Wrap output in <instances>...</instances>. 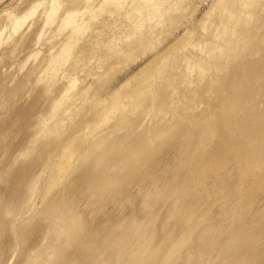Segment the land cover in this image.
<instances>
[{
    "label": "bare ground",
    "instance_id": "6f19581e",
    "mask_svg": "<svg viewBox=\"0 0 264 264\" xmlns=\"http://www.w3.org/2000/svg\"><path fill=\"white\" fill-rule=\"evenodd\" d=\"M24 1L21 0L20 3H24ZM80 1L81 0H34L31 5V2L27 3L30 7L27 9L25 8L26 11L22 13H18L20 10L16 11L17 13L11 12L12 10H7L6 13L4 12L3 17L5 19L7 16V24L0 30L1 38L2 36L4 38V35L7 34V32L4 34L5 29H7L6 31L9 30V37L14 35H18L19 37L24 33L29 36V33H26V31L28 32L34 25L28 20L32 18L33 20L34 18L38 20L36 14L40 9L41 17L44 19L40 24L42 23L41 25L44 24L42 27H46L44 32L49 25L53 26V24H57L53 26V29L55 27H57V29L55 28L53 31L51 28L53 32L50 31V34L52 33V35L47 31L48 34L46 35L50 36L48 41L46 38L47 36L44 35L46 36L44 39L46 38L47 43L51 45V42H53V44L56 42L54 41L56 37L59 42L58 47L55 48L53 45L50 46L47 44L50 46H47L48 48L52 47L51 49L53 50L57 48L55 51L49 49L51 52H48V49L46 50L43 48V50L47 51L46 54L49 53V55H46L49 56V58H44L46 60L45 62L44 59L43 61H39L40 65L44 63L42 66L44 70L41 72L42 67L38 65L41 69L39 68L37 70H40L41 73L37 70L38 73L34 72L37 67H34V65L39 62H33L32 64L34 65L31 67L34 70L32 68H28L27 70L32 69L31 72L33 71L36 75L28 77L27 70L25 72L27 75H20V72L18 74L25 78L36 77L39 82L48 80V85L46 82V84L44 83L47 86V88L45 87L46 91H50L51 88H54V85L56 86L57 82L54 85L51 83L59 74L63 76L60 77L61 81L62 79L64 80V83L62 81L63 84L60 89V94H55V96L58 95L57 97L54 96L55 98L52 96L51 98L53 99H51V102L49 101L50 99L48 100L51 103V105H48L49 107L51 106L50 110H47L48 113H44L46 110H43L41 111L43 114H39V112L38 116H36L37 119L36 117L34 118L35 122L31 124V131H29L32 132V134H29L27 131L30 130V127L28 128L27 126L28 129L26 130V125L21 124V128L25 126L22 129H25L28 135H30V137L27 136V142L25 141V145L28 146L27 151L17 154V152L13 150V146L17 144L14 145L11 140L8 142L13 129L17 128V124L20 123L0 125L2 126V128H0L1 186L7 182V179L9 180L6 176L7 174L12 176L13 171L9 174L10 170L14 167L16 168L17 164L18 167L21 165L18 162L20 161L22 163L25 158L22 157L31 153V149L33 146L36 148L35 145L38 144V141H40L39 144L41 143V140H39L40 137L41 139L42 136L43 139L45 136L48 138V135L50 137V134H53V131L56 130V126V128H58V126L61 127L62 124H65L63 121L72 116L74 112H72L73 109L76 108L78 110L77 107L81 104V99L84 100L83 97H87L85 98L87 103L88 101H96L98 108L101 107H99L100 102L102 106L105 104L108 105L96 111V117L93 115L95 119L86 120V118L84 122L81 120L82 123L80 126L77 125V127L75 125L77 128L72 131L73 133L70 132L71 136L69 135L70 137H68L67 140L65 139L66 141H64L63 144L54 143V145L59 144L57 147L54 146L56 150L53 148V144H50L52 145V149H48L49 151H47L45 148V153L47 154H42L40 152V158L47 155V158H45V156L44 158L47 161H51V163L49 162L50 165L48 164L49 166H46L50 169V175L48 178L46 177V183L42 182V176L44 175V170L47 172L48 170L45 166L40 167V163H38L39 166L37 163L35 164L33 159L36 160V158L30 156L32 160L26 159L25 161L27 163H25V161V164L22 163V165L24 164L25 166L29 161H33L32 163L38 166H29L30 169L31 167L39 169L38 171L34 169L37 171L36 173H29L31 176L26 172L27 175L30 176L29 178H26L28 176H26L24 170L27 169V171H29L30 169L24 167L25 169L22 171V167V169L18 171L17 167L19 173L22 171L21 176L26 178L25 180L22 178L24 181L21 178L20 180L26 183L22 185V182L19 180L23 189L20 188L21 186H17V190L20 188L17 192V190L15 191L13 188L12 191H15L14 193L16 196L11 192L13 197L15 196L14 198L9 197L12 198V200L7 201L9 199L7 196L11 195H6L4 196L7 197L5 198V200L7 199L6 203L3 202L4 200L2 201L5 205L0 202L1 206L4 205L0 208V264H51L53 260L57 262L56 258L60 260L66 248H73L72 246L77 244L76 239L79 238H84V241L89 242L90 245L95 248L92 253V258L95 261L101 262V264H264V113L259 111V109H262L264 106V100H258L259 97L262 98V95H264V56L262 55L264 49H262V52L260 51L261 47L264 46V0H216L209 14H207L202 24H200L201 34L196 35L197 32L194 34V31H186L183 37L180 38L181 41L178 40L179 42L176 41V44H172L170 47L164 49L159 47L161 50L155 52V55L153 50H149L151 47L148 48V50L146 49L147 51L153 52V58L149 60L140 71L128 77L119 86L110 89V92L107 91L109 93L105 95L98 94V88L97 91L94 90L95 88L92 90L93 85L86 86V83L83 81L86 87L78 88V84L82 83L79 75L83 72L78 75L76 69H78L77 67L80 65L78 62H82L83 60L80 61L77 59L78 61L75 64L73 60V63L71 62L72 65L70 64L71 57L75 58L74 54L72 56V53L77 50L78 43L83 42L86 38L82 37L87 34L86 30L92 28L95 30L94 28L97 29L101 24V27L104 28L107 24L113 27L112 31L109 29L111 32L109 30V32L107 31L110 35L104 33L106 37L104 35L103 39L105 38L106 40L101 38L104 41V48L108 54L105 56L102 54V56L99 57L96 51V55L99 57L97 69H101L102 67L103 70L101 69V72L97 70L98 73L90 72L92 70L88 72L87 70V73L85 71L86 75L85 73L82 74V76H89L88 78H91L90 75H93V78L96 77V80L97 77L102 80L103 77V79H105V76L108 75L111 70H113V72L110 73L111 75L117 71L118 66L116 68V65L108 61L110 57L112 58L115 56V59H117L119 56H122L118 59L123 58L128 53H132L133 46L135 47L136 44L141 48V46L145 45L148 41H152L153 43V38L156 34H158V36L155 38L158 37L162 39L163 36L167 37L169 32H165L168 35L163 34L161 37L162 33H158L157 31L164 28V23H166L164 22L165 18V21H171L169 17L172 16V13L178 10L180 11L183 5L180 4L181 0H130L131 3L128 5H125L127 2L126 0H86L89 6H87L86 3V6H84V0H82L81 5L83 4L84 7L81 6L80 9V6L79 8L76 7ZM94 2L98 3L92 5ZM17 8L16 10H18ZM13 10H15V7ZM87 14L92 16H90L89 21L90 24H92V28L88 27L89 23L86 22L88 21ZM100 15L103 16L101 19L104 18L105 15V18L102 19L104 21L102 22H105L106 25L105 23L104 25L100 23L98 27H93L97 23L95 20L98 19L97 21H99L98 17H100ZM91 18H94L93 21H95V24L91 21ZM101 19L99 22H101ZM37 20L32 22L34 24L37 23L35 24L36 27L34 26L35 28L40 25L38 24L39 21L36 22ZM115 20L122 21V23L120 22L119 28H117L116 22V26H113L115 25L113 24ZM4 21L3 23H5ZM40 21H42V19ZM118 21L117 23L119 24ZM28 22L32 26H30ZM174 22L176 24L175 20ZM25 24H28L30 27ZM121 25L124 26L123 30L122 28L120 29V27H123ZM24 26L28 29L24 30ZM170 27L173 28V25ZM49 28L50 27H48V29ZM106 28L108 29L107 26ZM106 28L104 30H106ZM172 28L167 29L170 30ZM32 29H30V31H32ZM39 29L40 28H38V30L36 29V31L39 32ZM23 30L25 32L21 33ZM200 30L198 29V31ZM33 31L35 32V29ZM67 31L68 33H65ZM44 32L42 31V34ZM95 32H97V30H95ZM95 32L93 37H95ZM102 32L103 30L101 33ZM63 33H65L66 36H64ZM91 33L93 34V32L89 33L90 37L92 36ZM25 34V40L22 39V36L20 37L23 42L18 39L21 44L26 42ZM42 34L40 33V35ZM96 34L101 36L100 32ZM159 34H161L160 37ZM35 35L36 32L34 33V36ZM60 35L64 38L60 37ZM31 36H29V40ZM86 36L87 40L89 38L88 34ZM9 37H7L6 40H9ZM96 37L94 40H96ZM41 38H43V36H40V40ZM82 38L83 40L81 41ZM98 38L97 40H99ZM130 38H133V41ZM34 40L31 39V41ZM128 40L129 43L130 41L131 43L129 47L126 48L128 42L125 45L123 43ZM31 41L30 43H32ZM88 41H90V38ZM41 42L39 44L38 39L35 46L40 45L41 47ZM91 42L88 44H91ZM101 42L99 40L97 43L99 47L98 51H100V47L103 46ZM3 43L4 42H2V45ZM100 43L102 45L99 46ZM159 43L160 41L158 44ZM43 44L45 45L46 42L44 41L42 45ZM155 44H157V42ZM2 45L0 47H2ZM16 45L14 44V47ZM25 45L24 49L27 48V45L26 47ZM33 45L31 44V46ZM55 45L57 46V44ZM79 45L81 46V44ZM79 45L78 47L80 48ZM29 46L30 45H28V47ZM22 47L18 45L20 52L15 50L16 47L15 49L10 47V50L8 49L9 52L7 50L8 53H5V55L10 53V56V51H12L13 54V50H15L14 55L16 52L19 54L21 53ZM95 47L97 48L96 44L92 47L94 51ZM34 49L37 48L35 47ZM40 49L42 51V48ZM5 50L4 52H6ZM85 50L88 51L87 48L83 49V51ZM41 51H38L39 54ZM38 52H31L32 54L30 57L34 56L33 59H35V57L39 55ZM140 52L142 53V51ZM90 53L91 52H89V54ZM147 55L151 56L152 53L150 55L148 52ZM79 56L82 57V55ZM11 57L13 58V55ZM140 57L138 58L139 60ZM240 57L242 59L250 57L251 61L249 62V59H247L248 62H244V59L243 61L237 62ZM253 57L256 59L252 60ZM24 58H26V56ZM29 58H27V60H29ZM67 60H69V63ZM112 60H114V58ZM95 61L96 59L94 62ZM106 61H108L107 67L104 66L107 65ZM66 62L67 65L71 66H67ZM233 62H236L235 68H232L233 70L231 69V72L229 71V73H227L225 70H227ZM113 63L117 64V61H113ZM90 64L91 63H89L88 66H90ZM65 66H67L66 69L69 68L64 72L63 67ZM88 66L84 69H88ZM121 67L124 68L122 65ZM113 68H115L116 71H114ZM59 71H63L64 75H62L63 72L59 73ZM33 73L29 74L33 75ZM37 74H39L38 77ZM117 75H115V77ZM17 77L18 76L15 75V79ZM113 77L114 75H112V77L110 76L111 79ZM28 78L26 79L27 84L31 82ZM107 78L105 81H107ZM21 79L19 83L23 84H20V86L16 83L19 81L18 79L15 82L17 89L27 86L26 81L21 82ZM12 80L14 81V79ZM203 80H206V83L203 84ZM200 82L205 86H201V88L203 87V92L201 89L198 93L196 91L197 88L194 90V85L197 83L199 85ZM99 83H101V81ZM103 83L105 82L103 81ZM106 85L104 84L105 88L107 87ZM104 86L102 87L104 88ZM58 87L60 88L59 85L57 88ZM195 87H199L200 89V86L195 85ZM57 88H55L56 91L53 92L57 93ZM101 90V93H105L102 88ZM91 92L96 94H91ZM89 93L91 95L87 96ZM205 99H207V101H203ZM3 101H1L0 106H6L7 108L8 105H5L7 103L4 102L5 104H3ZM210 105H213V109L210 108ZM82 106H84V103L83 105L81 104L80 109H83ZM6 108H4L5 110L2 108L1 111L3 110L5 113ZM138 108L142 110H138ZM39 109L41 110V108ZM8 110L12 109L10 108L7 109V111ZM136 110H138V112ZM165 110L168 111L164 112ZM1 111L0 113L2 114L3 112ZM133 111L137 113L141 112L139 116L137 114V117L135 115L136 113H133ZM262 111L264 112V110ZM90 112L89 114H92ZM163 112L166 113L165 116ZM188 112H191L192 115L186 116L185 114ZM7 113L9 112H6V114ZM109 114L113 116L110 118ZM132 114L134 115V120H129V122H127L126 116ZM56 117H60V119L57 118L59 119L57 120L55 119ZM70 119L72 120V117ZM15 121L17 122V120ZM170 121H175L177 126L185 122L187 130L183 131L186 132V134L180 132L181 135L179 134L180 136L177 137L175 143L171 141L173 144H170L174 145L175 149H172L170 147L171 145L169 144V146L167 143L162 153H167L166 155L168 157L166 158L171 164L172 170L176 168L179 163L186 167L184 182L187 180L186 184L190 185L192 189L198 179L203 181L200 188H204L205 190L199 195L201 205L190 211L175 210L176 213L171 214V210L175 207V201L180 199L183 201L185 200V197H182V195L179 194L176 197L175 194L171 193L166 199L165 205L160 208L158 212L151 211L150 204L147 202L148 194L141 192L138 195H130L131 199L129 201H131V203L123 210L122 215L116 216V213L115 216L113 214L108 215V212L103 211L98 213L97 218L91 219L90 216H87L85 210L90 206V202L76 203L74 199L85 197L88 193L92 196L94 195L98 200L106 197L107 186L110 184L106 180L108 171L119 170L114 164L109 167L112 161H116V157H119L117 160L121 163L132 165L131 170L134 171V173L144 171V168L149 165L151 160H158L162 155L159 152L160 156L158 155L157 157V151H161L162 148L158 150L156 149L157 147L155 148L152 145V150H150V154H148V149L150 148L146 149V147L149 143H145V148L142 147L148 151L147 154L145 153L146 156H149L144 158V160L130 162L136 160L139 153L142 154L141 152L143 151L141 149L138 150L141 144L138 148L136 147L137 149L135 148L136 150L133 148L136 146L134 144H136L137 140H139L137 143L141 142L142 144L143 142L155 143L164 136V132L167 129H162V125H166ZM134 123L139 124V127H137L140 128V130L142 128V132L140 131L141 133L136 136L137 140L132 142L133 139L131 136H133V134L130 136V133L133 126L136 129V124L134 125ZM102 124H105L104 126L106 128V124H110V126L105 130L102 129L100 132H97L96 130H98ZM63 129L62 127V129H57V131ZM135 129L134 133H138L137 130L139 129ZM196 129L198 132H194ZM60 133L61 132H59V134ZM96 133L99 136H97ZM27 137H23V142L25 140L24 138ZM127 138H131L132 143L128 144L129 141L125 142ZM228 138H231V143H229L230 140L227 141ZM22 140L21 142L19 141L20 144ZM51 141H47L48 144L51 143ZM124 142L126 144H124ZM19 143L18 145H20ZM48 144H46L47 147ZM44 146H42L43 148H41V150L44 149ZM156 146H158V148L160 147L157 144ZM224 147L228 149L229 155L240 158L242 162L240 164L224 163L220 154ZM107 148H110L109 150L114 154L113 158L109 160L111 161L109 162L110 164L107 163V165L106 162L104 164L101 161L96 162L93 167L82 170L76 177L74 176L75 178L72 176L71 182L66 183V180L74 171V162L80 159L86 161L91 155L89 154L91 151L93 152L92 155H95L93 157L99 159L103 152H107ZM11 150L14 154H11ZM38 150H40L39 147ZM61 150L65 155L64 158L59 161V153ZM89 150L90 152L88 153L87 151ZM44 158H41L42 161H40L37 157V160L39 159L38 161L43 163V161H45ZM21 159L23 160L21 161ZM98 159L96 161H98ZM11 160L13 161L11 162ZM47 161H45L44 164H47ZM205 162H208L207 166L209 171L201 173L199 172L198 166H202ZM44 164H42V166ZM17 171L14 170L15 173ZM29 172H32V170ZM18 175L17 173L15 177L14 174L13 177L15 178L8 181L10 182V186L11 181L15 180ZM40 179H42V183H45V186L42 185V187H45L44 190L46 191L43 198L45 196L50 197L48 202L46 201V205H42L43 200L39 199V197L35 198L41 185V182L39 185ZM43 181H45V179ZM208 182H211L212 186L208 187ZM15 183L17 184L16 181ZM15 183H13V187L16 185ZM7 185L8 184H6V186ZM42 189H40V193L43 191ZM1 191L2 190H0V194L2 193ZM4 193L6 192L4 191ZM1 195L3 196V194ZM2 196H0V198ZM2 199L3 198H1L0 201ZM37 199H39V201ZM36 200L38 203H36ZM94 201V206L100 205L98 201ZM39 204L42 206L41 208L37 207V205L40 207ZM98 208L99 207H97V209ZM112 211H114V209L110 210V212ZM77 213H80L79 218H76ZM28 220H31V222ZM82 225L83 228L80 229ZM231 226L236 227L230 228ZM74 230L79 231L78 233L76 232L77 236ZM83 232H86L89 236L85 237ZM19 247L22 249H19ZM64 260L65 259H62L60 261Z\"/></svg>",
    "mask_w": 264,
    "mask_h": 264
},
{
    "label": "rangeland",
    "instance_id": "374dc122",
    "mask_svg": "<svg viewBox=\"0 0 264 264\" xmlns=\"http://www.w3.org/2000/svg\"><path fill=\"white\" fill-rule=\"evenodd\" d=\"M20 1L21 0H0V18H1V22H0V30H2L3 28H4V26H5V24H7L6 22V19H7V16L5 17V19H4V12L6 13V11L8 10V11H10V10H12L11 12H16V11H19L20 10V12H18V13H22V12H24V11H26L25 10V8L27 9V8H29L30 7V5L32 4V2H34V0H23L24 1V3H20ZM28 1H30V2H28ZM92 1V0H91ZM127 2L125 3V5H128V4H130L131 2H130V0H126ZM216 0H181V3L180 4H182L183 6H182V9H180V11L178 10V11H175V12H173L172 13V16L171 17H169V19H171V21L170 20H168V21H165L166 20V18H165V20H164V22H166V23H164V25L165 26H163L164 28H161V29H163V30H158L157 32L158 33H162V35L161 34H159V37H160V35H161V37L163 36V34H166V35H168L167 37H165V36H163L164 37V39H165V41H166V43H165V41H164V39H163V37H162V39L161 38H155L156 36H158V34H156V36L153 38V39H151V40H153L154 42V44L152 43V41L150 42V41H148L147 43H152V44H145V45H142L141 46V48H140V46H137V44H136V46L134 47L133 46V49H132V53H128L126 56L127 57H129L128 59H126L127 57L126 56H124L123 58H120V59H118L119 57H122V56H119L117 59H115V56H113L111 59L109 58L108 59V61L109 62H111L112 64H114V65H116L115 67L117 68V66H118V68H117V71H116V69L115 68H113L114 69V71H116V72H118V73H116V72H114V73H112V75H114V79L112 80L111 78H110V76L112 77V75L110 74L111 72H113V70H111V72H109V74H110V76H109V74L108 75H106L105 76V79H103L102 78V80L105 82V83H103V81L102 80H100V79H98V77H97V80H96V77H94L93 78V75H90V77L91 78H88V77H86L85 75H86V73H87V70H88V72L90 71V70H92V71H90V72H93V73H98V71H100L101 72V69H102V67H101V69H97V62H99L98 60V58L100 57V56H102V54H103V56H105L106 54H108V53H106V51H105V48H104V41L103 40H106L105 38L103 39V37H104V33H107V35H110V33H108L110 30L112 31V29H113V27H111L110 25L108 26V24L106 25V23H105V25L108 27V29L106 28V26H105V28H106V30H104L105 28L104 27H101L102 26V24L100 25V27H98L99 26V24L100 23H103L102 21H104V20H102V19H104L105 18V15H104V18H102L101 19V17H103L102 15H100V17H98L99 18V21H100V19H101V22H99V21H97V20H95L97 23L95 24V21H93V19L91 18V21L95 24V26H93V27H98L99 28V31H98V28L96 29V28H94L95 30H97V32L99 33L100 32V35L101 36H99L98 34H96L97 32H95V30H93V28H92V24H90V16H89V14H87L88 15V21H86V22H88L89 24H88V27H91L92 29H90V30H86V33L88 34V37L90 38V41H88V39L86 40V38H87V34L85 35V36H82V37H86L85 39H84V41L83 42H81L82 40H83V38L81 39V41H79V42H81V43H78V45L79 44H81V46H80V48L78 47V45H77V50H78V52H77V50L75 51L76 52V54H75V52L74 53H72V56H73V54H74V56H75V58L73 59L72 57H71V60H70V64H71V62L73 61L74 62V64L75 63H77V61L78 60H83L82 62H78V64H80L77 68L78 69H76L78 72H77V74L79 75V73H82V74H84L85 73V71H86V73H85V75L84 76H82V74H80L79 75V77L81 78V82L83 81L84 83H86L85 85L87 86V85H93L92 86V90L94 89V90H98V94H106V93H109L111 90L110 89H113V88H115V87H117V86H119L121 83H123L128 77H130L131 75H133V74H135V73H137L138 71H140V69H142V67L145 65V64H147L148 63V61L149 60H151L152 58H153V56L155 55V52H158L159 50H161V49H164V48H167V47H170V45H172V44H176L177 42H179V41H181V39L180 38H182L183 37V34H185L186 33V31H194V34L196 33V35H199V34H201V30H200V28H201V25L200 24H202V22L204 21V18H206V16H207V14H209V12H210V10H211V8H212V5L214 4V2H215ZM88 2V1H87ZM90 2V1H89ZM27 3H30V5L28 6L27 5ZM81 3H82V0L80 1V3L76 6V7H78L79 8V6H80V9H81V6H83V4H85L86 3V0H84V2H83V4L81 5ZM95 3H98V2H94V3H92V5H94ZM87 4V6H89V3H86ZM86 4L84 5V6H86ZM96 5V4H95ZM28 6V7H27ZM83 6V7H84ZM14 7H15V10H13L14 9ZM18 7V8H17ZM82 7V8H83ZM13 8V9H12ZM16 8L18 9V10H16ZM24 9V10H23ZM41 9L38 11V13H39V15H38V13L36 14V18H37V16H38V20L37 19H35L34 18V20H37L36 22H38L39 21V23L38 24H40V22H43V18L41 17ZM62 12V11H61ZM60 12V13H61ZM17 13V12H16ZM62 14V13H61ZM2 15V16H1ZM86 16V15H85ZM34 17V16H33ZM40 17V18H39ZM92 17V16H91ZM86 18V17H85ZM203 18V19H202ZM2 19H4V20H2ZM30 19V18H29ZM42 19V21H40V20ZM87 19V18H86ZM33 20V18L32 19H30V20H28L29 22L31 21V24L32 25H34L35 26V24H37V23H32V22H34V20ZM174 20L176 21V24H175V22H174ZM201 20V21H200ZM3 21L5 22V23H3ZM117 21L118 20H115L114 22H113V24H115V22H116V24H117V28H119V26H120V24L122 23V21L120 20V21H118L119 22V24L117 23ZM29 22H28V24H29ZM91 22V23H92ZM99 22V23H98ZM121 22V23H120ZM171 22V23H170ZM104 23H103V25H104ZM110 23V22H109ZM169 23V24H168ZM28 24H25V25H27L28 26ZM42 24V23H41ZM40 24V25H41ZM116 24L115 25H113V26H116ZM167 24H168V27H167ZM179 24V25H178ZM30 25V24H29ZM32 25H30V26H32ZM40 25L39 26H37V28H35L34 26H32L30 29H32V28H34L35 29V32H36V35L34 36V29H32V31H30V29H29V31L27 32L26 31V33H29L28 35L29 36H31V38H30V40H29V36H27L25 33V36H26V42L25 43H20V41L23 39V40H25L24 38V34H19V35H21L22 36V39L20 38L21 36H19L18 37V35H14L15 36V38H14V36H11V37H9V30L8 31H6L7 29H5V31H4V34H5V32H7V34H8V36H7V34H5L6 35V37H5V35H4V38H3V36H2V38L4 39H2L1 37V40H0V46L2 45V42H4L3 43V45H2V47H0V83H1V81H2V83L0 84V104H1V101H3L4 99V101H3V104H5L4 102H6L7 104H5V105H8V107L6 108V106L5 107H1L0 106V111H1V109L3 108V110H5L4 108H6V111H5V113H4V111L2 110L1 112H3L4 113V115H3V113L1 114V116H0V125H4V124H16V123H20V124H17V128H15V129H13V132L10 134V137H9V139H8V142L11 140L12 142H13V144L15 145V144H17V145H15V146H13V150H15V152H17V154H19L20 152H23V151H27L28 150V146H26L25 145V143L27 142L26 140L28 139V137H30V135H28V133L29 134H32V132H29V131H31V124H33L35 121H34V118L36 117V116H38V113L39 114H43V112H41V111H43V110H46V111H44V113H48V111L47 110H50V107L48 106V105H51V99H53V98H55V97H57V96H55V94H60V89H61V87H62V84L64 83V80L62 79V81H63V83H62V81H61V77H63V76H61L59 73H61V72H63V71H59V75H57V77L54 79V81H52V83L51 82H49V83H51V84H55L56 82V86L54 85V88H51L50 89V91H46V88H47V86L45 85L46 83H47V85H48V80H43V82H39L37 79H36V77H33V78H28V77H30V76H34V75H36V73L34 74L33 73V71L31 72V70L33 69L31 66L32 65H34V64H32L33 62H39V61H43V59L45 58H49V56H46L47 54L49 55V53H47L46 54V50L48 49V52H51L50 50H53V49H51V48H48V47H50V46H52L53 45V47L55 48V47H58V40L56 39V38H54L55 40L54 41H56V42H54V44H53V42H51L52 43V45L51 44H49V43H47V41H48V39L50 38V36L48 35H46V34H48V32H49V34H50V31H51V28H52V30L54 31V29L56 28L57 29V27H55L54 29H53V26H56L57 24H53V26L51 27L50 25L48 26V27H50L49 29H48V27H47V29H46V31L44 32V30H45V28L44 27H42L43 25H41V27H40ZM173 25V28L172 27H170V26H172ZM30 26H28V27H30ZM121 26H123V25H121ZM175 26V27H174ZM26 26H24V30L26 29H28L27 27L25 28ZM111 27V28H110ZM38 28H40L39 29V32L38 31H36V29L38 30ZM44 28V29H43ZM104 28V29H103ZM122 28V30H123V28H124V26L123 27H120V29ZM165 28H166V30H165ZM169 28H172V29H170V30H168ZM177 28V29H176ZM110 29V30H109ZM174 29H175V31H174ZM198 29L200 30V31H198ZM21 31V33H23V32H25V31ZM41 30V31H40ZM103 30V34L101 33V31ZM109 30V31H108ZM174 32H173V31ZM42 31L44 32L43 34H42ZM48 31V32H47ZM53 31H51V32H53ZM87 31H90V32H93V34L91 33V37H90V35H89V33L90 32H87ZM108 31V32H107ZM110 31V32H111ZM164 33H163V32ZM34 32V33H33ZM47 32V33H46ZM94 32H95V37H96V40H94V38L95 37H93L94 36ZM165 32H169L168 34L167 33H165ZM40 33L42 34V35H40ZM65 33H68V31L67 32H65ZM65 33H63L64 34V36H66L65 35ZM172 35H171V34ZM44 35H46V36H44ZM50 35H52V33L50 34ZM62 35V34H61ZM60 35V37H62ZM40 36L42 37L43 36V38H41V40H42V42H41V40H40ZM7 37H9L10 39L11 38H13V39H9V40H6L7 39ZM16 37H17V39H16ZM33 37V38H32ZM34 37H36V38H34ZM44 37H46L47 38V41H46V38L44 39ZM59 37V36H58ZM59 37V38H60ZM99 37V38H98ZM105 37H106V35H105ZM196 37V36H195ZM58 38V39H59ZM62 38H64V37H62ZM93 38V39H92ZM97 38L100 40V42L101 43H103V46H101V47H103V48H101L100 47V51H98L99 50V47H98V42H99V40H97ZM103 40H102V39ZM107 38H108V36H107ZM20 41H19V40ZM31 39H35L34 41H31ZM38 39H39V44H40V42H41V47H40V45H36L35 46V43L36 42H38ZM61 39V38H60ZM92 39V40H91ZM131 40L133 39V38H130ZM158 39V40H157ZM23 40L21 41V42H23ZM27 40H28V44H27ZM46 42V44L43 46L42 45V43H44V41ZM156 40V41H155ZM179 40V41H178ZM7 41V42H6ZM16 41H18V42H16ZM30 41L32 42V43H30ZM59 41H61V40H59ZM85 41H87V42H85ZM92 41V42H91ZM96 41V42H95ZM98 41V42H97ZM133 41V40H132ZM160 41V43L158 44V42ZM177 41V42H176ZM13 42H14V44L16 45V43H17V45L15 46L16 47V49H15V47H14V44H13ZM87 44H85V43ZM91 42V44H88V43H90ZM97 45V48L95 47L94 49H95V51L93 50V48L92 47H94L95 46V44ZM125 42V41H124ZM128 42V46H127V43ZM157 42V44H155ZM162 42V43H161ZM33 43H34V45H33ZM85 45H84V44ZM93 43V44H92ZM99 44V46L100 45H102V44ZM130 43H131V41H130ZM129 40L128 41H126L125 43H123L124 45L126 44V48H128L129 47ZM21 44V45H20ZM27 45V48H25L24 49V45ZM31 44L33 45V46H31ZM47 44H49L50 46H48ZM55 44H57V46L55 45ZM163 44H164V46H163ZM18 45L20 46V47H22V49H23V51H22V49H21V53H17V52H20L19 51V49H18ZM26 45H25V47H26ZM28 45H30L31 46V48H30V46L28 47ZM55 45V46H54ZM82 45H84V46H82ZM88 45H89V48H88ZM91 45V46H90ZM158 49H156L154 46ZM156 45H158V46H156ZM37 48V49H34L35 47ZM43 46V47H42ZM48 46V47H47ZM153 46V47H152ZM12 48V49H15V50H18L17 52H16V57H15V55H14V53H15V50H13L14 52H13V54H12V51H10L11 52V55L9 56V54L7 55H5V53H8L9 52V48ZM14 47V48H13ZM34 47V48H33ZM47 47V48H46ZM88 49V51L87 50H85V51H83V49ZM138 47V48H137ZM151 47V48H150ZM161 49H160V48ZM263 47V48H262ZM261 47V52L263 51L262 49H264V46H262ZM3 48V49H2ZM5 48H6V50H5ZM29 48V49H28ZM32 48H33V50H32ZM40 48H42V51H41V49ZM43 48L44 49H46V50H43ZM79 48V49H78ZM148 48H150L149 50H153V52H154V55H153V52L151 51H147L148 50ZM9 49V50H8ZM11 49V50H12ZM27 49H28V51H27ZM50 49V50H49ZM57 49V48H56ZM55 49V50H56ZM80 49H82L81 51H79ZM90 49H92V50H90ZM97 49V50H96ZM136 49V50H135ZM138 49V50H137ZM140 49V50H139ZM147 49V50H146ZM4 50L6 51V52H4ZM7 50H8V52H7ZM30 50H31V52L33 53V51H36V52H38L39 50L41 51V53L39 54V52H38V56H36L35 54V59H33V57H30V55L32 54L31 52H30ZM38 50V51H37ZM55 50H53V51H55ZM103 50V51H102ZM145 50V51H144ZM155 50V51H154ZM24 51H26V52H24ZM88 53H87V52ZM96 51H97V55L99 56H97L96 55ZM140 51H142V53L140 52ZM30 52V53H29ZM81 52V53H80ZM89 52H91L90 54H89ZM134 52H136V53H134ZM139 54H138V53ZM144 52V53H143ZM148 52L150 53V55H151V53H152V55L151 56H149V55H147L148 54ZM260 52V53H261ZM23 53H25V54H23ZM83 53H84V56H83ZM93 53H94V56H93ZM101 53V54H100ZM140 53H141V55H140ZM3 54V55H2ZM23 54V55H22ZM13 55V58L11 57ZM19 55V56H18ZM27 55H28V57H27ZM79 55H82V57L81 56H79ZM90 55V56H89ZM133 55V56H132ZM147 55V56H146ZM262 55L264 56V51L262 52ZM26 56V58H24ZM78 58H77V57ZM85 56H86V58H85ZM89 56V57H88ZM93 56V57H92ZM141 56V57H140ZM10 57V58H9ZM31 59H30V58ZM81 57V58H80ZM95 57V58H94ZM135 57V58H134ZM140 57V60L138 59ZM257 57H259V56H257ZM24 58V59H23ZM27 58H29V60H27ZM92 60H91V59ZM114 58V60H112ZM132 58H133V60H132ZM241 58V57H240ZM238 59V61L237 62H240V61H243L244 59V62L246 61V62H250L251 61V58L249 57V58H244V59ZM44 59V62L46 61ZM78 59V60H77ZM90 59V60H89ZM96 59V61L94 62V60ZM125 61H124V60ZM136 59V60H135ZM143 59V60H142ZM247 59H249L248 61H247ZM254 59H256L255 57H253L252 58V60H254ZM111 60V61H110ZM119 60V61H118ZM120 60H121V64H120ZM126 60H127V62H126ZM76 61V62H75ZM93 61V62H92ZM108 61H106V63L108 62ZM113 61H117V64L116 63H113ZM122 61H123V63H122ZM130 61V62H129ZM137 61V62H136ZM67 62L69 63V60H67ZM67 62H66V65H67ZM72 62V63H73ZM85 65H84V64ZM87 63V64H86ZM89 63H91L90 64V66H88L89 65ZM94 63H96V64H94ZM111 63H109V64H111ZM129 66H128V65ZM236 64V62H233V63H231L230 65L231 66H229V70L227 69V70H225V71H227V73H229V71L232 69V68H235V65ZM38 65H40V62L39 63H35V65H34V67L35 66H37L38 67ZM44 65V63L43 64H41L40 66L42 67ZM72 65V64H71ZM71 65H67V66H71ZM81 65H84V66H81ZM95 67H94V66ZM121 65L124 67V68H122L121 67ZM126 65V66H125ZM67 66H65V67H63L64 68V72H65V70H67L66 69V67ZM86 66H88L87 68L88 69H84ZM104 66H108V63H107V65H104ZM120 66V67H119ZM36 67V69H35V71L34 72H37V71H39V73H41L43 70H44V67H42V70H41V72H40V70H37V69H39L40 67H38L37 68ZM94 69H93V68ZM128 67V68H127ZM28 68H32V69H30V70H27ZM81 68V69H80ZM89 68H91V69H89ZM100 68V67H99ZM119 68H120V70H119ZM24 69V70H23ZM41 69V68H40ZM84 69V70H83ZM26 70H27V74L29 75L28 77H21V76H19V72H20V75L22 74V75H27L25 72H26ZM34 70V69H33ZM37 70V71H36ZM63 70V69H62ZM81 70H83V71H81ZM94 70H96V71H94ZM98 70V71H97ZM103 70V69H102ZM233 70V69H232ZM79 71H81V72H79ZM64 72H63V74L62 75H64ZM99 72V73H100ZM126 72V73H125ZM231 72V71H230ZM29 73H33V75H31V74H29ZM38 73V72H37ZM76 73V72H75ZM119 75V77H118V75ZM15 75L16 76H18L16 79H15ZM38 75L39 74H37V77H38ZM115 75H117L116 77H118V78H116L115 77ZM61 76V77H60ZM109 76V77H108ZM19 77H20V79H21V82H24V81H26V79L28 78V80L30 81L31 80V82H29L28 84H27V81H26V84H27V86H25V88H21V87H19V88H21V89H17L16 88V83L17 84H19V86H20V84H23V83H19L20 82V79H19ZM108 77V78H107ZM121 77V78H120ZM24 78H25V80H24ZM84 78H85V80H84ZM106 78H107V81H105L106 80ZM12 79H14V81L12 80ZM17 79L19 80L18 82H16L17 81ZM109 79V80H108ZM117 79V80H116ZM23 80V81H22ZM96 80V81H95ZM112 80V81H111ZM61 83H60V82ZM101 81V83H99V82ZM109 81V82H108ZM16 82V83H15ZM46 82V83H45ZM80 83V81H79V83L80 84H78V88H83V87H86L85 85H84V83ZM107 82V83H106ZM203 82V84L204 83H206V80L204 81H202ZM15 83V84H14ZM45 83V84H44ZM95 83H97V84H95ZM103 83V84H102ZM25 84V83H24ZM50 84V85H51ZM81 84H83V85H81ZM100 84V85H99ZM101 84H102V86H104V84L107 86L106 88H105V86H104V88L101 86ZM108 84H109V86H108ZM203 84H201V82L199 83V85H198V83L197 84H195V85H197V86H200V89H199V87H195V85H194V90L196 89V91L199 93V91L202 89V92H203V87L201 88V86H205V85H203ZM60 86V88L58 89L57 88V86ZM99 87H98V86ZM22 86V85H21ZM17 87H18V85H17ZM46 87V88H45ZM109 87V88H108ZM45 88V89H44ZM55 88H57V93L56 92H53V91H56L55 90ZM98 88V89H97ZM101 88L105 91V93H101ZM4 90V91H3ZM45 90V91H44ZM101 90V91H100ZM53 93H52V92ZM103 91V92H104ZM107 91H109V92H107ZM50 92V93H49ZM94 93V92H93ZM92 92H91V94H93ZM90 93L87 95V96H89V95H91ZM94 94H96V93H94ZM2 95V96H1ZM53 96V98H51ZM55 96V97H54ZM91 97V96H90ZM85 98H87L86 96H85ZM84 97H83V99L84 100H82L81 99V102L80 101H78V102H80L82 105H83V103H84V106H82L83 107V109L81 108L80 109V107H81V104H79L78 105V110L75 108V109H73L72 110V120L70 119L71 117H67L68 119H65V121H63V122H65V124H62V126L60 127V126H58V128H56L55 127V129L56 130H54L53 132V134H55V135H53V134H50L51 136L49 137V135H48V138H46L47 136H45L44 137V139H43V136H42V139H41V137L39 138V140H41V143L39 144V142L40 141H38L37 143L40 145H38V144H36L35 146H36V148H34V146H33V148L31 149V153H29L28 155H24L22 158H24V160L23 159H21V161H22V163H24V161L27 159H29V160H32V158H36V160H34L33 159V161H34V163L36 164L37 163V165H38V163H40L41 165H40V167H46L48 164H49V162L51 163V161H47L45 158H47V155L45 156V158H44V156L43 157H41V158H44V160L45 161H47L46 163L47 164H44L45 163V161H43V163L42 162H40V161H42L41 160V158L39 157L40 156V154L42 153H44V154H47V153H45L46 151H45V148H46V150L47 151H49L48 149H52V145H50V144H53V148L55 149V147L54 146H58L59 144H55L54 145V143H64V141H66L67 139H68V137H70L71 136V133L70 132H72V131H74L78 126H80V124L82 123V121L84 122V121H86V120H89V119H95V113H96V111H98L99 109L101 110V108L102 107H104L105 105H108V104H105L104 106H102V105H100V103H99V107L100 108H98V104L96 105V101H94V102H92V101H88V103L86 102V99H85ZM89 98V97H88ZM264 95H262V98H258V100L260 99V101H263L264 99ZM50 99V100H49ZM50 102H49V101ZM257 100V101H258ZM203 101H207V99H205V100H203ZM49 102V103H48ZM77 102V103H78ZM89 102H91V103H89ZM9 103V104H8ZM93 103H94V105H93ZM108 103V102H107ZM205 103H207V102H205ZM208 103H210V102H208ZM213 103V102H212ZM90 104V105H89ZM92 104V105H91ZM104 104V103H103ZM263 104H264V101H263ZM87 107H86V106ZM96 105V106H95ZM12 106V107H11ZM12 109V110H8L7 111V109H10V108ZM49 107V108H48ZM86 109H85V108ZM90 107V108H89ZM94 107H95V109H94ZM39 108H41V110L39 109ZM88 108V109H87ZM210 108H212L213 109V105L211 106L210 105ZM264 108V106L262 107V109H259V111L261 112V113H264L262 110H264L263 109ZM39 109V111L37 112V110ZM91 109H93V110H91ZM211 109V110H212ZM81 112H80V111ZM138 110H142V109H139L138 108ZM138 110H136L137 112H138ZM180 110H181V108H180ZM78 111V112H77ZM91 111V112H90ZM136 111H133V113L135 112L136 114V116H137V114H138V116H139V113L141 112H139V113H137ZM166 111H168V110H165L164 112H166ZM6 112H9V113H7L6 114ZM89 112L90 113H92V114H89ZM94 112V113H93ZM163 112V114H164V116H165V114L166 113H164ZM180 112V111H179ZM211 112H213V111H211ZM37 113V114H36ZM75 113V114H74ZM87 115H86V114ZM261 113H259V114H261ZM9 114V115H8ZM3 115V116H2ZM12 115V116H11ZM95 117H94V116ZM110 115V114H109ZM161 115V114H160ZM186 116H190V115H192L191 114V112L189 113H186L185 114ZM11 116V117H10ZM113 115H110L109 117L111 118ZM129 116H131V117H129ZM129 116H126L127 117V119L126 120H128L127 122H129V120H134V115L132 114V115H129ZM137 116V117H138ZM163 116V115H162ZM10 117V118H9ZM8 118H9V120H8ZM57 118H59L60 119V117H56L55 119H57ZM83 118V119H82ZM87 118V119H86ZM132 118V119H131ZM160 118H162V117H160ZM36 119H37V117H36ZM35 119V120H36ZM54 119V120H55ZM59 119H57V120H59ZM70 119V120H69ZM86 119V120H85ZM15 120H17V122L15 121ZM57 120H55V121H57ZM67 120H68V122H67ZM80 120V121H79ZM82 120V121H81ZM19 121V122H18ZM186 121V120H185ZM172 122V123H171ZM187 122V121H186ZM168 123H170V124H168ZM166 125L165 124H163L162 125V129H166L165 130V132H164V136L160 139V140H158V141H156L155 143H152V142H143V144L140 142V143H137L139 140H137L136 138V136L139 134V133H141L142 132V128H141V130H140V128H138L139 126V124L137 123H134V125H135V127H136V129H139V130H137L138 131V133H134V126H133V128H132V130H131V133H130V136L133 134V136H131V138L133 139V141L132 142H134V141H136L137 140V142H136V144H134V145H136V146H134L133 148L135 149L136 147L138 148L139 146H140V144H141V148L139 147L138 148V150H143L141 153L142 154H140L139 153V156H138V158L136 159V160H132V161H130V162H135V161H140V160H144V158H147V156H149V155H147L146 156V154L148 153V151H146L144 148H145V145L147 144V143H149V144H147V147H146V149H148V148H150V149H148L149 150V153L148 154H150V150H152L151 148H152V145L156 148V149H161V151L159 150V151H157L156 149V151L158 152V154H157V157H158V155H159V152H160V154L162 155L158 160L157 159H153V160H151L150 161V163H149V165L147 166V167H145L144 168V171H138V172H136V173H134V171H132L131 170V167H132V165H127V164H124V163H121L120 161H118L117 159H119V157H116L117 159H113L115 162H113L112 161V163L110 164L109 162H111V161H109V160H111V158H113V156H114V154L113 153H111V150H109L110 148H107V152L106 153H104L103 152V154H102V156L98 159V161H96L97 159H95L96 157H93V156H95V155H92L93 154V152L91 151L90 152V150L89 151H87L89 154H91L89 157H88V159H86V161L84 160L83 161V159H80L79 161H77V162H74L73 163V173L71 174V176L67 179L68 180V182H67V180H66V183H69V182H71L70 180L72 179V176H73V178H75L82 170H87L88 168H90V167H93V165H94V163H96V162H99V161H101V162H103L104 164H105V162H106V164L108 163V164H110L109 165V167L111 166V165H115L117 168H119V170H117V171H115V170H110V171H108V174H107V177H106V180L110 183L108 186H107V196L106 197H104V198H101V199H97L94 195L92 196L91 194H89L88 193V195H86L85 197H79V198H77V199H74V201H76V203H79V202H87V201H89L90 202V206H88L87 207V209L85 210V212H86V214H87V216H90V218L91 219H93V218H97V215H98V213L99 212H108V215H110V214H113L114 216H115V213H116V216L117 215H122L123 214V210H125V208H127L128 206H129V204L131 203V201H129L131 198H130V195L132 194V195H138V194H140L141 192H145V193H147L148 194V200H147V202L150 204V209H151V211H157L158 212V210L160 209V208H162L164 205H165V202H166V199L168 198V196L171 194V193H173V194H175L176 195V197L180 194V195H182V197H185V200L183 201V200H178V201H175L174 203H175V207H173V209L171 210V214H175L176 212H175V210H179V211H190V210H192V209H194V208H197L198 206H200L201 205V201H200V197H199V195H201V193L205 190L204 188H200L201 187V184L203 183V181L202 180H200V179H198L197 180V183H195V185H194V190L192 189V187H190V185H188V184H186V182H187V180H185V182H184V176L186 175V172H185V166L183 165V164H178L177 166H176V168H174L173 170H172V168H171V164L167 161V158L166 157H168L166 154V152H164V153H162V150H164L165 149V146L167 145V143H168V145L171 143V144H173V142L175 143V141L177 140V137H179L180 135H181V133H183V134H186V132H183V131H185V130H187V128H186V124H185V122L183 123V124H178V126H177V124H175V121H170V122H168ZM175 125H174V124ZM23 124H25L26 125V127L25 126H23V127H25V129L27 130L29 127V129L30 130H27L28 131V133H27V131L25 130V129H22L21 128V126ZM174 125V127H176V128H174L173 127V125ZM30 125V126H29ZM66 125V126H65ZM75 125L77 126V127H75ZM105 124H102L100 127H99V129L98 130H96L97 132H100L102 129H107L109 126H110V124L108 125V124H106L107 125V128L104 126ZM171 125V126H170ZM27 126H28V128H27ZM65 126V127H64ZM138 126V127H137ZM170 126V127H169ZM62 127L64 128L63 130H58L59 132H61L60 134H59V132L57 131V129H62ZM164 127V128H163ZM183 127V128H182ZM0 128H2V126H0ZM169 128V129H168ZM182 128V129H181ZM185 128V129H184ZM135 129V130H136ZM161 129V130H162ZM24 130V131H23ZM163 130V131H164ZM26 131V132H25ZM55 131H57V132H55ZM136 131V132H137ZM141 131V132H140ZM162 131V132H163ZM169 131V132H168ZM171 131V132H170ZM177 131V132H176ZM195 131H197V129L196 130H194V132ZM168 132V133H167ZM181 132V133H180ZM198 132V131H197ZM73 133V132H72ZM167 133V134H166ZM177 133V134H176ZM57 134V135H56ZM97 134V133H96ZM95 134V135H96ZM180 134V135H179ZM70 135V136H69ZM175 135H177V136H175ZM27 137V138H24L25 140H24V142H23V137ZM97 136H99L98 134H97ZM131 138H127V140L125 139V142L127 141H129V143L128 144H130V143H132L131 142ZM66 139V140H65ZM97 139V138H96ZM165 139V140H164ZM21 140H22V143L21 144H23V145H21L20 143H19V141L21 142ZM53 141V143H52V141ZM98 140V139H97ZM230 140V141H229ZM26 141V142H25ZM44 141V142H43ZM50 142L51 141V143H49L48 144V142ZM94 141H96V140H94ZM171 141H173V142H171ZM227 141H229V143H231L232 141H231V138L229 139L228 138V140ZM124 142V144H126ZM18 143L20 144V145H18ZM42 143H43V145H42ZM146 143V144H145ZM151 143V144H150ZM44 144H45V146H44ZM46 144H48V147L46 146ZM138 144V145H137ZM156 144L157 145H159L160 147L158 148V146H156ZM170 144V145H171ZM38 145V146H37ZM44 146V149L43 150H41V148H43L42 146ZM61 145V144H60ZM148 145H150V146H148ZM169 145V146H170ZM16 146H18V147H16ZM144 148H143V147ZM16 147V148H15ZM38 147H39V149L41 150H38ZM172 149H175L174 148V145H171L170 146ZM136 148V149H137ZM171 148H169V149H171ZM33 149H35V150H33ZM135 149V150H136ZM33 150V151H32ZM38 150V151H37ZM56 150V149H55ZM83 150V149H82ZM106 150V149H105ZM154 150V151H155ZM43 151V152H42ZM110 151V152H109ZM115 151H117V150H115ZM153 151V152H154ZM173 151V150H172ZM11 154H14L13 153V151L11 150ZM41 152V153H40ZM57 152V151H56ZM111 153V154H109V153ZM114 152V151H113ZM229 151H228V149L227 148H223L222 150H221V152H220V154H221V157H222V159H223V161H224V163H226V164H228V163H232V164H234V163H237V164H240L242 161H240V158H237V157H235V156H233V155H229V153H228ZM146 153V154H145ZM10 154V155H11ZM60 156H59V161L60 160H62L63 158H64V153L62 152V150L60 151ZM116 154V153H115ZM99 155H101V154H99ZM112 155V156H111ZM145 155V156H144ZM156 155V154H155ZM30 156L32 157V158H30ZM111 156V157H110ZM160 156V155H159ZM12 157H13V155H12ZM12 157H10V158H12ZM37 157L40 159V161H38L37 160ZM9 158V159H10ZM115 158V157H114ZM154 158H156V157H154ZM13 159V158H12ZM75 159V158H74ZM95 159V160H94ZM9 161V160H8ZM13 160H11V162H12ZM33 161H29V163L28 164H26L25 166H24V164L25 163H27L26 161H25V163L22 165V163L19 161L18 163L19 164H21V165H19V167H18V164H17V166H16V168L14 167V168H12L11 170H10V173L9 174H11L12 173V171H13V174H12V176L11 175H6L8 178H9V180L7 179V182L6 183H4L2 186L0 185V190H2L1 192V194H3V196L0 194V196H2L1 198H3L0 202L2 203V201L3 202H5L6 203V200H5V198H9V197H12V198H14L16 195H15V191L17 190L16 188H17V186L19 187V186H21V182H22V185H23V183H26V182H23L26 178H29L31 175V173H36L39 169H35V168H33V167H31V169H30V167L29 166H35L34 165V163H32ZM38 161V162H37ZM74 161V160H73ZM6 162V161H5ZM31 162V163H30ZM77 163V164H76ZM8 164H9V162H8ZM29 164H31V165H29ZM33 164V165H32ZM42 164H44L43 166H42ZM79 164V165H78ZM107 164V165H108ZM207 164H208V162H205L202 166H198V169H199V172H201V173H204V172H207V171H209V168H208V166H207ZM5 165V164H4ZM50 165V164H49ZM48 165V166H49ZM39 166V165H38ZM38 166H35V167H38ZM17 167H18V171H20L21 169H22V167H23V169H22V171L25 169L24 167H27L28 169H30L29 171H31L32 170V172H29V171H27V169L26 170H24L25 171V173L26 172H28V175H30V176H28L27 175V173H26V176H28V177H26V178H24V177H22L21 175H22V171L19 173L18 171H17ZM194 167H196V166H194ZM20 168V169H19ZM37 170V171H35V170ZM46 169L48 170V172L46 171V170H44V175L42 176V178H43V180L45 179V181H43L42 179H40V181H39V185H40V182H41V180H42V182H45L46 183V179L49 177V175H50V169H49V167L47 168L46 167ZM14 170L15 171H17L16 173L14 172ZM35 171V172H34ZM47 173H46V172ZM19 174L18 176H17V178L15 179V180H13V181H11V186L9 185L10 184V182H8V181H10V180H12V178H15L16 177V174ZM30 173V174H29ZM64 173H67V172H64ZM63 173V174H64ZM15 174V177H13V175ZM23 174H24V172H23ZM33 175V174H32ZM64 175H67V174H64ZM10 176H11V178H10ZM24 176H25V174H24ZM75 176V177H74ZM47 177V178H46ZM20 178L22 179V178H24V180L23 181H21L20 180ZM21 182H20V181ZM15 181L17 182V184L15 183ZM20 182V183H19ZM41 182V185H40V187H39V190H38V192L36 193V196H35V198L36 197H39V199H42L43 200V204L42 205H46V203L48 202V200L50 199V197H44L43 198V195H45V193H46V191L44 190L45 189V187H42V185L43 186H45L44 184L45 183H42ZM13 183H15L16 185L13 187ZM62 183H64V182H62ZM6 184H8L7 186H6ZM19 184V185H18ZM25 185V184H24ZM207 186L208 187H210V186H212V183L211 182H208L207 183ZM23 186H21L20 188H22ZM9 188H11V189H9ZM14 188V190L15 191H12V189ZM20 188L18 189V190H20ZM43 188V189H42ZM6 189H7V191H6ZM23 189V188H22ZM40 189H42L41 191V193H40ZM11 190V191H10ZM18 190H17V192H18ZM4 191L6 192V193H4ZM15 195L14 197H13V195H12V193ZM9 193V194H8ZM39 193V194H38ZM43 193V194H42ZM38 194V195H37ZM6 195H11V196H7V197H4V196H6ZM42 195V196H41ZM41 197V198H40ZM0 198V199H1ZM12 198H9L7 201H9V200H12ZM47 198V199H46ZM39 199H37L38 201H39ZM36 200V203H38V201ZM73 200V199H72ZM94 200H96V201H98L99 202V204L100 205H98V206H94V204H95V201ZM47 201V202H46ZM182 201V202H181ZM44 202H45V204H44ZM1 203H0V208L2 207V206H4L5 205V203H2V204H4V205H2L1 206ZM40 205V204H39ZM37 207L38 208H41L42 206L40 205V207L37 205ZM97 207H99L98 209H97ZM114 209V211H112V212H110V210H113ZM97 210V211H96ZM174 210V211H173ZM79 215H80V213H77L76 214V218H79ZM28 221H30L31 222V220H28ZM236 227V226H235ZM234 226L232 227H230V228H235ZM83 228V225H82V227L80 228V229H82ZM79 232V231H76V230H74V233H75V235L77 236V233ZM83 235L85 236V237H87V236H89L86 232H83ZM79 238V237H78ZM3 240V239H2ZM76 242H77V244L75 245V246H72L73 248H66L65 250H64V252H63V254L61 255V258H60V260H62V259H65L64 261H60V260H58V258H56L57 259V262H54V260L51 262V264H101V262H99V261H95L93 258H92V253L94 252V250H95V248L94 247H92L91 245H90V243L89 242H87V241H84V238H79V239H76ZM19 249H22V248H20L19 247ZM19 252H20V250H19ZM60 261V262H59Z\"/></svg>",
    "mask_w": 264,
    "mask_h": 264
}]
</instances>
